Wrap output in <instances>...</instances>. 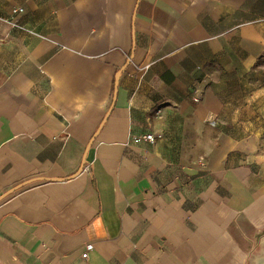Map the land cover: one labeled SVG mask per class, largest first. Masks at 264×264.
Instances as JSON below:
<instances>
[{"label":"crops","instance_id":"crops-1","mask_svg":"<svg viewBox=\"0 0 264 264\" xmlns=\"http://www.w3.org/2000/svg\"><path fill=\"white\" fill-rule=\"evenodd\" d=\"M263 56L264 0H0V196L45 177L0 264H251L264 155L220 123Z\"/></svg>","mask_w":264,"mask_h":264},{"label":"rangeland","instance_id":"rangeland-1","mask_svg":"<svg viewBox=\"0 0 264 264\" xmlns=\"http://www.w3.org/2000/svg\"><path fill=\"white\" fill-rule=\"evenodd\" d=\"M234 89L225 96L237 107L230 106L222 114L221 128L246 151L264 155V56L250 76L237 80Z\"/></svg>","mask_w":264,"mask_h":264},{"label":"water","instance_id":"water-1","mask_svg":"<svg viewBox=\"0 0 264 264\" xmlns=\"http://www.w3.org/2000/svg\"><path fill=\"white\" fill-rule=\"evenodd\" d=\"M130 63V60L127 62V64L122 68L120 69L117 74H116V79H115V90H114V97H113V102H112V105L107 113V115L105 116V118L103 119L102 123L100 124L98 130L96 131V133L93 135L92 139L90 140L88 146H87V149H86V153H85V157L83 159V162H82V165L80 167V169L77 171V173H75L76 175L79 174L83 169H84V166H85V163H86V156L88 154V151L90 150L96 136L98 135L99 131L101 130V128L103 127V125L105 124L108 116L110 115L115 103H116V100H117V96H118V86H119V81H120V78H121V75H122V72L123 70L128 66V64ZM66 178H69V177H66ZM66 178H60V179H66ZM40 179H45V177H35V178H31V179H28L18 185H16L15 187L11 188L10 190L6 191L5 193H3L1 196H0V201L5 198L7 195H9L10 193L16 191L17 189L27 185V184H30L34 181H37V180H40Z\"/></svg>","mask_w":264,"mask_h":264},{"label":"built area","instance_id":"built-area-1","mask_svg":"<svg viewBox=\"0 0 264 264\" xmlns=\"http://www.w3.org/2000/svg\"><path fill=\"white\" fill-rule=\"evenodd\" d=\"M14 11L15 12H21V11H24V8L23 7H18ZM195 99L197 100V98H195ZM209 123H210V125L215 126L217 124V120L216 119L209 120ZM145 137L150 139V140H152V141H154V135L153 134H148ZM93 248H94V244L93 243H88L86 245L85 251L82 254L83 258L87 259L89 257L90 251L93 250Z\"/></svg>","mask_w":264,"mask_h":264},{"label":"bare ground","instance_id":"bare-ground-1","mask_svg":"<svg viewBox=\"0 0 264 264\" xmlns=\"http://www.w3.org/2000/svg\"><path fill=\"white\" fill-rule=\"evenodd\" d=\"M262 255H264V242L262 243L261 249L257 253L252 255V257L250 259L251 264H258L257 259H258V257H260Z\"/></svg>","mask_w":264,"mask_h":264}]
</instances>
